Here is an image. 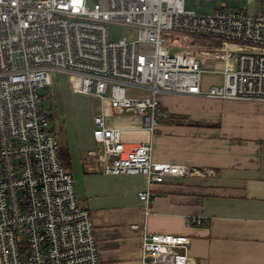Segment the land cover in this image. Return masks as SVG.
<instances>
[{
  "label": "built area",
  "instance_id": "2783aa9c",
  "mask_svg": "<svg viewBox=\"0 0 264 264\" xmlns=\"http://www.w3.org/2000/svg\"><path fill=\"white\" fill-rule=\"evenodd\" d=\"M218 3L220 0H205ZM250 13L224 2L210 12L187 10L185 0H0V262L1 264H100L91 211L81 204L76 179L60 156L52 110L43 91L55 74L78 79L71 91L132 111L150 138L124 140L121 127L94 116L93 137L109 175L143 174L138 191L144 221L141 264H188L186 234L152 233L148 217L154 184L168 176L199 172L157 162L153 136L162 95H198L264 103V0ZM110 23L129 25L135 38L113 40ZM185 43H172V37ZM215 43L240 46L238 65L220 84L203 87L194 49ZM173 47H187L175 54ZM93 156L97 153L92 150ZM207 217H189L201 224Z\"/></svg>",
  "mask_w": 264,
  "mask_h": 264
},
{
  "label": "crops",
  "instance_id": "0c3cea01",
  "mask_svg": "<svg viewBox=\"0 0 264 264\" xmlns=\"http://www.w3.org/2000/svg\"><path fill=\"white\" fill-rule=\"evenodd\" d=\"M239 48L234 45L229 53L198 48L203 50L197 54L203 87L220 84L224 70L237 68ZM69 89L58 85V95L51 91L47 96L60 106V145L68 149L80 202L91 211L100 264H141L142 229L132 225L144 221L138 191L146 177L102 171L94 116L103 113L108 125L123 129L129 143L147 141L150 134L137 113H120L108 102ZM72 94L81 97V104ZM161 102L167 116L153 136L154 160L199 172L154 184L148 230L189 235L188 264H264V103L173 94H163ZM191 216L207 220L193 224Z\"/></svg>",
  "mask_w": 264,
  "mask_h": 264
},
{
  "label": "rangeland",
  "instance_id": "374dc122",
  "mask_svg": "<svg viewBox=\"0 0 264 264\" xmlns=\"http://www.w3.org/2000/svg\"><path fill=\"white\" fill-rule=\"evenodd\" d=\"M95 1H100L103 5V7H107L108 5V0H91V3H94ZM221 2H224L228 5V7H235V6H240V7H245L248 12L253 13L258 9V2H252L249 3L247 0H220L218 3H215L213 1H205V0H185V8L187 10H195L198 12H210L213 11V7L215 5H219ZM137 35V30L129 25L126 24H121V23H110V37L113 40H119L120 38L127 37L128 39L135 38ZM172 37V43H180V42H174V38L176 36L171 35ZM182 42L185 43L184 40H181ZM196 52V57L197 54L200 55L202 53V49H194ZM171 52L175 54H179L184 52L186 55V58H189L190 54L188 53V48L187 47H173L171 48ZM212 52H217V49L212 47ZM227 52V51H225ZM229 53V52H227ZM233 54L236 56L234 53H230V55ZM232 59V58H229ZM56 79V83L53 85L49 86V91L44 90L43 91V103L45 106L50 108L52 112L54 113V121L52 120V129L53 132L55 133L59 143H62V130L60 128V106L57 103H54L50 100V98L47 96L48 92H54L56 93V87L60 85V88H64L67 90H70L69 87L71 88L73 84H75V79L73 77H65V76H58V74H55L54 80ZM58 95V92H57ZM73 95V99L77 101L78 103L81 104V97L77 96L75 94ZM60 122V123H59Z\"/></svg>",
  "mask_w": 264,
  "mask_h": 264
},
{
  "label": "trees",
  "instance_id": "16d2710c",
  "mask_svg": "<svg viewBox=\"0 0 264 264\" xmlns=\"http://www.w3.org/2000/svg\"><path fill=\"white\" fill-rule=\"evenodd\" d=\"M173 41L184 43L181 41L180 37L174 38ZM234 45L235 44H230V43H215V44H212L210 46L217 49V50L232 51V50H234ZM51 119L54 121L53 113L51 115ZM60 156H61L62 161L64 162V165L69 168L70 167V158H69L68 149L66 147H62L61 145H60Z\"/></svg>",
  "mask_w": 264,
  "mask_h": 264
}]
</instances>
